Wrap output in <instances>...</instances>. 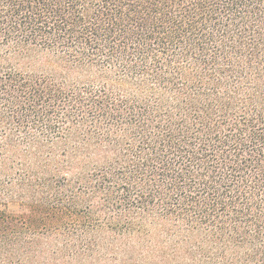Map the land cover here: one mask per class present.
<instances>
[{
    "label": "trees",
    "instance_id": "16d2710c",
    "mask_svg": "<svg viewBox=\"0 0 264 264\" xmlns=\"http://www.w3.org/2000/svg\"><path fill=\"white\" fill-rule=\"evenodd\" d=\"M0 264H264V0H0Z\"/></svg>",
    "mask_w": 264,
    "mask_h": 264
}]
</instances>
